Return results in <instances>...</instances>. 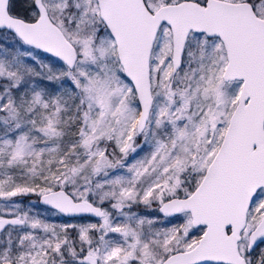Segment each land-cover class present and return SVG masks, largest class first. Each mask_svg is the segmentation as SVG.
Masks as SVG:
<instances>
[{
	"label": "snow or ice",
	"instance_id": "obj_1",
	"mask_svg": "<svg viewBox=\"0 0 264 264\" xmlns=\"http://www.w3.org/2000/svg\"><path fill=\"white\" fill-rule=\"evenodd\" d=\"M0 264H264V0H0Z\"/></svg>",
	"mask_w": 264,
	"mask_h": 264
},
{
	"label": "rangeland",
	"instance_id": "obj_2",
	"mask_svg": "<svg viewBox=\"0 0 264 264\" xmlns=\"http://www.w3.org/2000/svg\"><path fill=\"white\" fill-rule=\"evenodd\" d=\"M56 220V222H63L62 220H60L59 218H54ZM66 219V218H65Z\"/></svg>",
	"mask_w": 264,
	"mask_h": 264
}]
</instances>
